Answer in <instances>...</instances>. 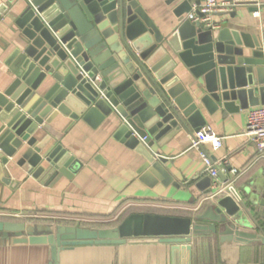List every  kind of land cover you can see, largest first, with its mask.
<instances>
[{"label":"water","instance_id":"1","mask_svg":"<svg viewBox=\"0 0 264 264\" xmlns=\"http://www.w3.org/2000/svg\"><path fill=\"white\" fill-rule=\"evenodd\" d=\"M17 2L21 33L8 58L17 61L16 77L0 88L4 165L18 154L16 163L35 177L71 176L81 162L52 123L62 114L115 125V137L144 157L141 179L147 182L152 173L167 183L163 147L180 131L203 127V108L213 114L220 103L230 110L264 104V30H216L186 17L162 35L139 0ZM191 9L183 0L177 12ZM178 71L190 72L188 85ZM4 175L11 177L7 166ZM259 211L264 217L263 182L207 197L188 215L134 210L111 226L57 223L45 229L0 219V235L48 245V264H62L63 253L88 245L191 242L228 233L245 239L237 224Z\"/></svg>","mask_w":264,"mask_h":264},{"label":"crops","instance_id":"2","mask_svg":"<svg viewBox=\"0 0 264 264\" xmlns=\"http://www.w3.org/2000/svg\"><path fill=\"white\" fill-rule=\"evenodd\" d=\"M139 1L162 35L173 32L187 17V11L177 12L183 0ZM260 2L258 7L240 4L229 13H217L215 19L221 27L216 30H264V0ZM20 3L0 0V88L16 77L17 61L8 58L20 39L15 15L21 12ZM178 74L188 85L190 72ZM256 96L260 98L261 93L256 92ZM251 107L230 110L220 103L213 114L203 108L205 125L225 136L219 149L208 144L204 148L214 160H227L222 173L235 179L239 191L248 184L264 183V151L243 135ZM52 123L63 131L60 142L81 163H76L71 176L35 177L16 163L18 154L7 165L0 159V219L24 220L40 229L57 223L96 227L91 223H113L134 210L188 215L210 196L213 178L206 172L199 151L191 145L194 129L180 131L164 145L161 154L171 177L164 183L152 173L146 177L147 182L141 179L144 157L115 137V125L107 121L92 125L83 118L72 120L62 114ZM6 166L10 178L4 175ZM230 168H237V175ZM248 219L247 224H237L245 239L228 233L191 242L88 245L63 253L62 264H264V217L259 211ZM49 260L48 245L17 242L14 237L0 235V264H48Z\"/></svg>","mask_w":264,"mask_h":264},{"label":"built area","instance_id":"3","mask_svg":"<svg viewBox=\"0 0 264 264\" xmlns=\"http://www.w3.org/2000/svg\"><path fill=\"white\" fill-rule=\"evenodd\" d=\"M190 2L192 9L187 13V18L212 29L221 27V23L215 19L217 13H229L240 4H251L258 7L261 3L260 0H190ZM254 13L258 14L259 12L254 11ZM243 135L255 142L260 151H264V104L248 109ZM224 138L225 136L218 134L210 125H204L192 133L191 145L199 151L205 163L206 172L213 178L212 192L209 197L225 190L230 193H237L235 179L223 181L220 178V172L227 169V160H214L204 148V145L208 144L217 150L222 147ZM230 172L237 175L238 170L237 168H230Z\"/></svg>","mask_w":264,"mask_h":264},{"label":"trees","instance_id":"4","mask_svg":"<svg viewBox=\"0 0 264 264\" xmlns=\"http://www.w3.org/2000/svg\"><path fill=\"white\" fill-rule=\"evenodd\" d=\"M128 213V212H127ZM123 219V217H121V219H119V222ZM118 222V223H119ZM92 225H98V226H102V225H105V226H108V225H111L112 223H91Z\"/></svg>","mask_w":264,"mask_h":264},{"label":"rangeland","instance_id":"5","mask_svg":"<svg viewBox=\"0 0 264 264\" xmlns=\"http://www.w3.org/2000/svg\"><path fill=\"white\" fill-rule=\"evenodd\" d=\"M119 219H121V217L118 218L117 220H115L111 225H115V224H117V223L119 222Z\"/></svg>","mask_w":264,"mask_h":264}]
</instances>
